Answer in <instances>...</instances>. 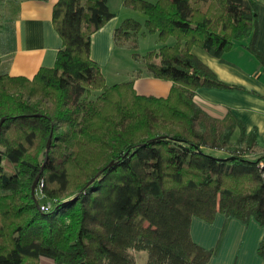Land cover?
<instances>
[{"label": "trees", "instance_id": "1", "mask_svg": "<svg viewBox=\"0 0 264 264\" xmlns=\"http://www.w3.org/2000/svg\"><path fill=\"white\" fill-rule=\"evenodd\" d=\"M123 4L144 17L124 18L115 38L157 34L143 59L171 80L166 96L105 82L89 44L114 14L107 0H57L53 66L0 71V264H136L132 250L145 264H205L215 247L193 241V216L264 225V151L232 113L213 118L194 102L198 87L234 85L191 51L223 59L238 43L264 66L257 0ZM257 251L264 260V234Z\"/></svg>", "mask_w": 264, "mask_h": 264}, {"label": "crops", "instance_id": "2", "mask_svg": "<svg viewBox=\"0 0 264 264\" xmlns=\"http://www.w3.org/2000/svg\"><path fill=\"white\" fill-rule=\"evenodd\" d=\"M56 1L0 0V71L32 77L39 67L53 66L61 46V38L52 24V8ZM257 2L256 47L264 55V0ZM107 5L114 14L91 34L89 44L91 59L102 67L109 63L117 49L119 38H115V28L126 18L120 15L126 7L123 0H107ZM191 51L218 79L234 85L198 87L193 95L194 102L213 118L221 119L232 113L243 123L246 134L254 132L255 152L264 151L263 64L238 43L223 54V59L198 46H193ZM137 66V71H131L122 83H131L138 94L166 96L171 80L154 77L145 65ZM190 233L198 245L206 249L215 247L205 264H264L257 251L264 225L254 218L243 223L235 217L225 218L217 213L212 222H207L193 216ZM38 264L56 263L43 256Z\"/></svg>", "mask_w": 264, "mask_h": 264}, {"label": "rangeland", "instance_id": "3", "mask_svg": "<svg viewBox=\"0 0 264 264\" xmlns=\"http://www.w3.org/2000/svg\"><path fill=\"white\" fill-rule=\"evenodd\" d=\"M120 15L133 17L138 20H142L144 17L141 12L133 10L130 7L123 8L120 11ZM165 42L171 43L172 39L168 38ZM117 44V49L109 63L105 67L99 64L107 84L122 83V81L127 80V76L131 71H137L138 64L140 68L144 66L143 54L148 50L158 48L162 42L158 40L156 33L147 32L145 34L138 33L136 36L131 34L128 38L121 37L118 39ZM96 93V91H93L91 96L94 97ZM234 135L236 137L237 133ZM132 253L134 254L136 264H144V260L146 259L145 252V254H139L132 250Z\"/></svg>", "mask_w": 264, "mask_h": 264}, {"label": "built area", "instance_id": "4", "mask_svg": "<svg viewBox=\"0 0 264 264\" xmlns=\"http://www.w3.org/2000/svg\"><path fill=\"white\" fill-rule=\"evenodd\" d=\"M41 182L39 183V186L41 187ZM38 194H39V196H41L42 194L41 193H39L38 192ZM47 207H49V204H46V205H42V208H47Z\"/></svg>", "mask_w": 264, "mask_h": 264}, {"label": "water", "instance_id": "5", "mask_svg": "<svg viewBox=\"0 0 264 264\" xmlns=\"http://www.w3.org/2000/svg\"><path fill=\"white\" fill-rule=\"evenodd\" d=\"M48 142H49V139H48ZM33 188H34V185H33Z\"/></svg>", "mask_w": 264, "mask_h": 264}]
</instances>
